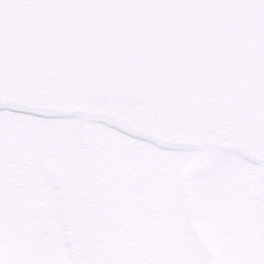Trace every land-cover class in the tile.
Listing matches in <instances>:
<instances>
[{
	"label": "snow or ice",
	"instance_id": "snow-or-ice-1",
	"mask_svg": "<svg viewBox=\"0 0 264 264\" xmlns=\"http://www.w3.org/2000/svg\"><path fill=\"white\" fill-rule=\"evenodd\" d=\"M0 264H264V0H0Z\"/></svg>",
	"mask_w": 264,
	"mask_h": 264
}]
</instances>
